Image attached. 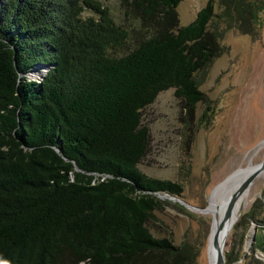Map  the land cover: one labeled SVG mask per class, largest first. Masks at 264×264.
<instances>
[{
    "label": "trees",
    "instance_id": "1",
    "mask_svg": "<svg viewBox=\"0 0 264 264\" xmlns=\"http://www.w3.org/2000/svg\"><path fill=\"white\" fill-rule=\"evenodd\" d=\"M121 1L156 33L114 56L130 32L101 0H0V264L199 262L201 243L147 226L184 186L139 169L142 110L171 88L190 110L205 101L225 33L260 39L264 0H208L184 26L182 0Z\"/></svg>",
    "mask_w": 264,
    "mask_h": 264
},
{
    "label": "rangeland",
    "instance_id": "2",
    "mask_svg": "<svg viewBox=\"0 0 264 264\" xmlns=\"http://www.w3.org/2000/svg\"><path fill=\"white\" fill-rule=\"evenodd\" d=\"M101 1L110 8L115 21L130 32L126 42L110 48L109 54L126 55L156 33L154 27H145L134 7L127 10L121 0ZM207 1L182 0L177 7L180 26L191 23ZM215 9L220 11L218 0ZM92 15L90 10L83 13V17ZM223 43L230 51L215 60L201 85L205 101L190 110L171 88L160 92L142 110V124L149 128L150 140L139 169L149 177L184 186L183 197L160 195L171 203L156 209L147 226L155 236H168L176 244L185 239L201 243L198 264H210L212 234L209 236L215 216L209 210L212 193L232 173L247 167L251 159L255 164L264 159V149L257 150L264 141V24L258 40L228 30ZM248 190L249 196L227 237L225 252L231 264H257L254 258L264 264V250L256 247L254 239V234L264 236V175H259ZM179 199L207 207V211L191 209Z\"/></svg>",
    "mask_w": 264,
    "mask_h": 264
},
{
    "label": "water",
    "instance_id": "3",
    "mask_svg": "<svg viewBox=\"0 0 264 264\" xmlns=\"http://www.w3.org/2000/svg\"><path fill=\"white\" fill-rule=\"evenodd\" d=\"M238 171V170H237ZM235 171L232 173L225 181L220 183L219 185L225 184L229 179H231L235 173ZM264 171V159L255 164L254 169L240 182L238 187L234 190V192L231 194L229 197L226 209L224 213L222 214L221 218L217 221V225L215 230L211 229L210 236L212 234V244L216 248V256H215V264H225L226 263V258H225V247L227 243V237L229 232L231 231L233 227V219H234V212H235V207L236 204L239 200V198L249 189L250 185L252 182ZM182 203H184L187 207H190L191 209H194L196 211H202L206 212L207 207L201 208L195 205H191L187 202H185L182 199H179ZM212 231L214 233H212ZM223 233V241L221 244V239L220 236ZM254 239H255V234H254Z\"/></svg>",
    "mask_w": 264,
    "mask_h": 264
},
{
    "label": "bare ground",
    "instance_id": "4",
    "mask_svg": "<svg viewBox=\"0 0 264 264\" xmlns=\"http://www.w3.org/2000/svg\"><path fill=\"white\" fill-rule=\"evenodd\" d=\"M263 148L264 149V141L261 142L260 145L257 146V150ZM256 149V148H255ZM251 152V151H250ZM255 152V151H254ZM257 152V151H256ZM255 157V156H254ZM255 163L254 159H251L249 165L247 167H243L235 173V175L229 179L225 184L219 185L216 187L214 192L210 197V207L209 210L214 213V221H213V231L216 228L217 221L221 218L222 214L224 213L229 197L234 192V190L238 187L240 182L254 169ZM264 175V171L260 174V176ZM249 196V190H247L238 200L235 212H234V219H233V226L235 222L238 220L240 216L241 208L244 202L247 200ZM233 228V227H232ZM214 233V232H213ZM221 244L223 241V233L220 236ZM208 256H209V263L215 264V256H216V248L212 244V239L209 242L208 246Z\"/></svg>",
    "mask_w": 264,
    "mask_h": 264
}]
</instances>
